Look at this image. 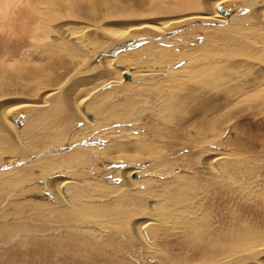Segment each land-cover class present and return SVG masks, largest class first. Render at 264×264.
<instances>
[{
    "label": "rangeland",
    "instance_id": "1",
    "mask_svg": "<svg viewBox=\"0 0 264 264\" xmlns=\"http://www.w3.org/2000/svg\"><path fill=\"white\" fill-rule=\"evenodd\" d=\"M56 1L46 0L53 12ZM243 2L231 0L220 6L224 13H234V26L185 24V29L176 30L181 34L178 38L159 41L158 36L153 42L145 39L150 34L132 30L130 46L111 43L97 62L108 57L116 59L117 70L134 63L147 72L120 75V82L96 89L84 101L87 110L81 107L86 122L57 106L38 104L39 94L72 84L77 69L93 66L84 63L78 44L44 40L36 43L37 48L18 53V58L17 53L8 56L0 51V101L7 100L0 104L5 103V109L14 107L8 119L16 124L17 133L11 149L4 150L8 145L0 141V155L12 158L0 172L25 175L31 183L16 198L2 195L0 231L11 234L0 238V264H264V225L259 222L264 216V26L241 20L255 7H264V0H255V7L250 0L245 2L249 6ZM122 10L129 8L125 5ZM87 17L62 20L63 24L78 22L72 27L74 35L86 39L90 50L100 44L96 49L106 48L107 37L94 28L106 20ZM41 25L38 17L36 33L42 36ZM146 46L151 51L144 52ZM124 53L134 62L123 63ZM83 73L82 77L88 72ZM137 77L143 80L132 81ZM151 77L158 78L145 81ZM6 137L15 136L7 133ZM141 147L149 156H143ZM72 154L77 158H69ZM127 170H134L128 178L134 185L131 189L123 185ZM61 178L73 181L69 198L63 193L66 189L59 192L64 200L71 198L70 206L56 204L51 192L52 184ZM105 190L110 191L106 196ZM213 210L224 222L214 218ZM58 212L76 216L66 220ZM242 225L251 227L245 230ZM233 226L243 227L244 232L237 229L239 234ZM216 230L231 232L226 241L209 244L208 232ZM221 247L225 251L219 254L225 256L210 260L207 253H217Z\"/></svg>",
    "mask_w": 264,
    "mask_h": 264
},
{
    "label": "bare ground",
    "instance_id": "2",
    "mask_svg": "<svg viewBox=\"0 0 264 264\" xmlns=\"http://www.w3.org/2000/svg\"><path fill=\"white\" fill-rule=\"evenodd\" d=\"M53 1H55V0H53ZM228 1H231V0H57L56 1L57 2V4H56L57 8H56V11L53 12L52 9H54V8L47 7L46 0L45 1L44 0H8V1L7 0H0V51H2V52L5 51V53L7 55L9 53L10 54L11 53H17L18 54V53H21L24 49H30V48H35V47L37 48L38 46L36 45V43L37 44H39V43L43 44L44 40L46 42H48V43H50V42H55L57 44L58 43H62V44L65 43L66 46H67V43H69V44L73 43L74 47H75L74 44H76V45L78 44L79 47L81 48L80 51L83 53V57H84L83 61H84V63H87L88 64L87 66H89V65H93V66L89 67V68H85L86 70H84V69L83 70H78L77 69L74 72V74L72 75V78H71L72 84H70L71 86L68 85L67 83L64 85V83H63L62 86H59V87H57L55 89H51L50 91L47 90V92H45V93H43L41 95L39 94L38 104H39V106H42V107L46 105L45 103H47V106H49V107L57 106L58 110H62V112L64 110H66L70 115L75 117L76 120H79V121L82 120V122L83 121L86 122L85 114H84L86 106L84 107L83 104L85 103L84 101L91 94H93L96 89L98 90L101 86H103L104 84H106L108 82H116V83L120 82V80H121V76L120 75L135 74V75H138V76L140 75L141 76V75L145 74L144 72H147V71L143 70L141 67H135L134 63H130V64L127 63L128 64L127 66H123L122 65L123 67L119 68L117 70L114 67V64H116V62H115L116 59L112 60V58H108V57H106V58L104 57L105 60L102 59V60H99V62H97L96 60L97 59H101L102 52L104 50H107L108 46L111 43H121V44L123 43L124 45H127V46L129 45L130 46V43L128 42V40H132V38L134 37V35L131 34L132 30L150 34L147 37L145 36L146 37L145 39L149 40V42H153L154 39L156 37H158V36H161V38H162V40H159V41H164V39L170 38L172 36H175V38L176 37L178 38L179 35H181V34L178 35L177 32H179L181 29H185L183 27L186 26L187 24L189 26H191V27H197V25H215V26H218V25H220V26H222V25H227V26L228 25H233V24H235L236 21L235 20L231 21V16H233L234 13L233 14L229 13V12H225L224 13L222 10H219L220 6L222 4L227 3ZM236 1H238V0H236ZM241 1H244L242 3L243 6H249L248 3H245L248 0H241ZM250 1H252L250 3V6L251 7L252 6L255 7L256 6V5H254L255 0H250ZM20 2L25 3V4L20 6V8L17 11L11 10L12 6L20 4ZM91 5L94 6V7H92ZM125 5L129 8L128 12H125V11L123 12V10H122L123 6H125ZM91 8H93L95 10V12H90ZM37 10H44V11L36 13L35 11H37ZM103 10H104V13L102 14V17L100 18V12H102ZM64 12H69V14H71V16H69L70 18L69 17L68 18L63 17L62 15H63ZM219 13H220V15H219ZM91 15L92 16L93 15H97L100 18V20H103V21L106 20V22H104V23H99V24L97 23L98 25L94 24L95 25L94 28L96 30H98L99 32H101L104 36L107 37L108 40H107V47L106 48H105V46H106L105 45L104 48H102V49H101L102 46L100 48L96 49L97 47H99L101 45L100 44L95 49L90 50L89 46H88L89 44H87V42L83 41V40H86V39L83 38V40L80 41L79 37H78L79 33H77L76 36L74 35V32H73L74 29L72 27L77 25L78 22H76L74 24H70V23L63 24L64 22L62 20V19H67L68 21H73V18H71L72 16L73 17H79V18L80 17L88 18L87 16L90 17ZM238 15H241V14L238 13ZM38 17H39V22H41V24H42L40 26V30H41V32H43L42 36L38 33V30H37V33H36ZM79 18H76V19L78 20ZM232 19H234V18H232ZM241 20H243L244 22H247V23L248 22L250 23V21L252 20V22H254L255 25L257 24V25L264 26V7H260V8H256L255 7L252 11H250V14L248 12V15H244ZM88 26H89V24H88ZM90 28L92 29L93 26L90 27ZM48 30H51L53 34H49ZM173 30H175L174 32H176V30H177V32L174 34V32H172ZM79 32H81V29L79 30ZM223 32H225V31H223ZM37 34H38V36H37ZM75 34H76V32H75ZM221 34H223V33H221ZM182 35H184V34H182ZM77 41H78V43H77ZM124 42H127V43H124ZM70 46L72 47V45H70ZM69 49H68V51H69ZM77 49H76V51L79 52V50H77ZM152 49H153V47H152ZM143 51L144 52L145 51L149 52L151 50H150V48H148L146 46L143 49ZM73 52H75V51H73ZM161 52H163V51H161ZM124 54H126V53H124ZM124 54H122V58H121L123 63L133 60V59H130L129 57H127L128 56L127 54L126 55H124ZM13 55L14 56L12 57V55H11V57L12 58H16L15 57L16 55L15 54H13ZM8 56H10V55H8ZM19 56L20 55L18 54L17 58ZM11 57L8 60H10ZM164 58L166 59V57H164ZM118 59H119V57H118ZM121 60H120V62L122 63ZM113 62H115V63L113 64ZM118 62H119V60H118ZM131 62H134V60L131 61ZM10 64H8V65H10ZM124 68L126 70H124ZM133 68H135V69L132 70ZM211 70H212V68H211ZM83 72H85V73L88 72V73H86L87 74L86 76L82 77V73ZM157 72L160 73V74L162 73L161 69H160V71H157ZM190 73H192V72H190ZM160 74H159V76H160ZM185 76H187V75H185ZM155 78L157 80L158 77H151V78L145 79V81L154 82L153 80H155ZM73 79H74V81H73ZM77 79H79V80H77ZM123 79L125 81H128V79H125V76H123ZM135 79L137 81L143 80V78L137 77V78H134V79L132 78V81H135ZM75 80H77V81H75ZM130 80H131V78H130ZM68 82H70V80ZM210 83L211 82H209V84ZM213 84H215V83H213ZM213 84H212V86H213ZM86 87H89L88 91H87V93L86 92L83 93L84 92L83 90ZM207 88H208V86H207ZM207 88H203V90H205ZM210 88H211V85H210ZM5 101H7V100H5ZM32 101H33V99H32ZM5 103H7V102H5ZM5 103L4 104H0V109H3V110H1L2 111L1 114L3 115V120L0 121V125H1V128H2V133L0 131V133H1L0 141L5 143L6 145H8V147L4 148V150L9 149V148L11 149L13 144L15 145V140L17 141V133H16V130H15L16 128L14 126L16 124H14L10 120L11 118L8 119V117H10V115L12 114V111H14V109H13L14 107L11 109L12 106L9 107L10 104H8L6 106H8L9 109H5V108L2 107L3 105H5ZM9 103H10V101H9ZM18 103H20V100H18ZM181 104H183V103H181ZM11 105H15V104H11ZM29 105H31V104H29ZM24 106L26 107V105H24ZM82 106L84 107L82 109L84 112L81 111V107ZM177 106L178 107L180 106V102H177ZM195 107H197V106H195ZM46 110H48V109H46ZM195 110H196V108H195ZM50 112H54V111L50 110ZM87 115H90V114H87ZM88 119L89 120H93V116L90 115L88 117ZM17 124H19V123H17ZM178 124L176 126H178ZM184 128H182V129H184ZM177 131H180V130L177 129ZM7 133H8V136L10 138L13 135V137L15 136L16 139H14L15 138L14 137V138H12L14 141L12 139L9 140L6 137ZM1 142H0V145H1ZM3 143H2V146H3ZM18 143H17V146H20V145H18ZM70 143H71V140H70ZM72 145H73V147L75 146L74 144H72ZM79 149H83V148L79 147ZM141 150H142L143 156H146V154L148 155V153H150V152L147 151L146 147H141ZM152 150H153V148H152ZM152 150H150V151H152ZM20 152H21V150H20ZM22 156H24V155H22ZM74 157L77 158V156L74 155V154L69 155V158H74ZM11 161H12L11 157L8 156V157L3 158L2 155H0V167H2V166L6 167V166L10 165ZM207 163H209V166H207V167L208 168L211 167L210 161H208ZM51 166H53V165H51ZM32 169L30 168L29 170L32 171ZM20 170H21V168H20ZM132 172L134 173V170H127L126 172H124L122 174L123 175V183H124V184L123 183L122 184L125 185L127 189H131L132 186H134L133 182H130L128 180V178L130 177L129 175L133 174ZM11 174H13V172ZM16 174H18V173H16ZM36 174L37 173H35L34 175H36ZM10 175H7L5 173H1L0 172V203H1V201H4V200H2L3 199V196H2L3 194L8 193L9 194L8 197L10 199L11 198L13 199V198H16L17 195L20 196L23 193L27 192L28 188L31 185L30 182L27 183L26 179L28 177L25 176V175L24 176L20 175L18 177H17V175L16 176L15 175L10 176ZM29 175H31V174H29ZM135 176H132V179L136 178ZM72 183H73V181L70 180L69 178L68 179L61 178V179H59L57 181V183L52 184L51 192L53 194V197H55V199H56L55 200L56 204H63L64 206H70L69 202H70L71 198L69 200H66V199L69 198L68 189H69V184L72 185ZM17 185H20V188H18ZM10 186L11 187L14 186V188H11L10 190L6 189V188H9ZM175 186L177 187L176 184H175ZM60 189H64V190L66 189L63 192L64 195H65V198H66L65 200L66 201L64 200V198H62V195H60V193H59ZM109 192L110 191L105 190V193H104L105 196ZM172 195H174V194H172ZM109 207H111V206H109ZM228 207H227V209H228ZM249 207L250 206H248V208ZM102 208H104V210L107 211L105 209V207H102ZM113 208H115V207H113ZM258 208H259V206L256 207V209H258ZM111 209H112V207L109 209V211H114V210H111ZM228 210L231 211V208L228 209ZM247 210L251 211L250 209H247ZM213 211L215 212V215H214L215 217L214 218H216L217 221L222 222L223 220H221V217H220L221 215H218L217 211H215V210H213ZM221 211H222V209H221ZM261 211L264 214V205L261 206ZM224 212H225V214H227L226 210ZM255 212L256 211H254V213ZM236 213L237 212H235V213L233 212L234 216H235ZM257 213H259V212H257ZM219 214H220V212H219ZM230 215H232V214H230ZM230 215L229 216L226 215V216L230 217ZM57 216L64 217L66 220H71V219L73 220L76 215L73 212H67L65 215H63L61 212H58ZM222 216L224 217V214ZM234 216H232V217H234ZM235 217H237V214H236ZM259 217L260 216H258V218ZM261 217L262 218H261V220L259 222H261L260 223L261 225H262V222H263V225H264V216H261ZM258 218L257 219L255 218V220L256 221L259 220ZM236 219L237 218H235L234 220H236ZM151 222H153V221H151ZM235 223H237V222H235ZM240 223H244V221L240 222ZM142 224H144V222H142ZM145 224L143 226H145ZM237 225H240V224H237ZM250 225H249V227H251L253 224L251 226ZM139 226L142 227L141 224ZM242 226H245V225H242ZM249 227L245 226V230L247 228L249 229ZM242 228L243 227H241V230H243ZM234 229H235L234 231H237V229L240 230L239 227L237 229H236V227H234ZM254 229H255V227H254ZM232 230L233 229H231V231ZM241 230L239 232H241ZM251 230H253V229H251ZM229 231L230 230H228L227 232L224 231V230H216V231L208 232L209 234L208 235L206 234L208 239H209L208 243L209 244H215V243H218V242L226 241V239L228 238L227 234L229 236V234L231 232V231L230 232ZM243 232H244V230H243ZM10 234H11V232H9V231H7V232L6 231H0V238H4L5 239ZM233 234H234V232L231 233V235H233ZM235 234H236V232H235ZM178 236H179V234H178ZM204 236H205V234H204ZM257 236H259V234ZM233 237H230V238H233ZM4 239H3V241H4ZM159 242H161V241H159ZM79 243H80V241H79ZM44 244L46 245V243H44ZM217 245H219V244H217ZM75 246H76V243H75ZM257 246H259V245H257ZM233 247H235V246L233 245ZM42 250H40V251H42ZM222 251H225L224 247L218 248L216 250L217 253H207V254H208L210 260H218V258L221 259V258H223V256H225V255L219 254V252H222ZM90 253L91 252H89V254ZM87 254H88V252H87ZM92 254H93V252H92ZM89 259H90V257H89ZM92 259H95V258H92ZM170 261L171 260L169 259L168 262L170 263ZM165 263H167V262H165ZM88 264H89V262H88ZM92 264H94V263L92 262Z\"/></svg>",
    "mask_w": 264,
    "mask_h": 264
},
{
    "label": "water",
    "instance_id": "3",
    "mask_svg": "<svg viewBox=\"0 0 264 264\" xmlns=\"http://www.w3.org/2000/svg\"><path fill=\"white\" fill-rule=\"evenodd\" d=\"M125 79H128V76H125Z\"/></svg>",
    "mask_w": 264,
    "mask_h": 264
}]
</instances>
